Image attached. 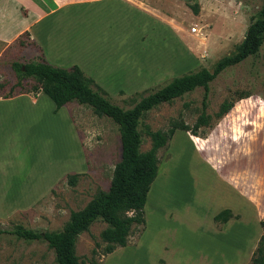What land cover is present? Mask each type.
<instances>
[{"label": "rangeland", "instance_id": "1", "mask_svg": "<svg viewBox=\"0 0 264 264\" xmlns=\"http://www.w3.org/2000/svg\"><path fill=\"white\" fill-rule=\"evenodd\" d=\"M126 1L138 13L125 4L110 1L26 0V8L24 4H14L13 8L8 3L2 5L0 82L7 83L0 93H7L15 81L11 61L35 60L42 53L53 65L76 64L112 103L128 108L140 95L171 77L201 66L211 70L219 58L233 53L248 24L259 17L262 3ZM193 5L196 13L191 9ZM55 7L58 9L48 12ZM29 9L48 12L37 21L33 14L27 18L40 46L31 40L26 26L20 27ZM101 63L109 65L112 72L101 69ZM19 90L14 88L15 92ZM37 92H28L35 97V103L29 95L0 102V182H12V191L19 188L30 193L41 192L56 182V177L65 174L64 169L78 173V177L74 185H68L65 174L28 209L0 218V227L5 229L14 224L36 230L60 229L70 211L84 206L98 189H107L113 166L120 157L117 127L108 117L97 116L76 102L55 110L45 94L34 96ZM201 97L202 88L196 87L146 111L138 126L142 139L139 149L144 151L150 146L146 125L151 130H165L172 120H177L191 127L200 112ZM207 97L205 112L210 116L224 99L231 101L232 106L211 120L210 126L200 127L196 136L176 129L166 146L158 149V170L143 205V229H133L128 236L127 245H134L141 237L139 255L116 264H156L163 260V250L171 251L173 261L187 259L211 243L212 228L221 229V224L216 226L212 217L211 221L207 217V210L223 206L229 199L238 205L243 222L238 227V237L231 240L230 245L235 246L233 250L229 248L227 258L239 260L249 248L257 233L251 208L216 179L214 171L194 151L195 145L221 174L256 196L259 236H264V40L255 56L216 75L209 82ZM14 197L15 194L9 196ZM221 209L224 207L217 212ZM175 210L177 216L173 214ZM104 226L97 220L77 236L75 253L82 264H90L91 258L102 264L107 254H99L101 247L94 243L102 246L98 233ZM93 248L95 255L91 254ZM249 259L243 264H251ZM0 264L55 263L53 252L44 241L3 233Z\"/></svg>", "mask_w": 264, "mask_h": 264}, {"label": "trees", "instance_id": "2", "mask_svg": "<svg viewBox=\"0 0 264 264\" xmlns=\"http://www.w3.org/2000/svg\"><path fill=\"white\" fill-rule=\"evenodd\" d=\"M191 9L194 13L197 12L195 5ZM263 40L264 0L260 6L259 17L248 24L242 41L233 53L219 58L211 70L201 66L171 77L163 85L140 95L128 108L112 103L106 92L76 64L69 67L53 65L42 56L26 62L11 61L10 68L15 81L10 84L7 93H0L1 97L41 91L53 102L55 110L69 102L89 107L95 115L106 116L116 125L120 157L113 166L107 189H98L84 206L70 211L68 219L60 229L36 230L14 224L10 229L0 227V234L8 233L24 240L44 241L53 252L55 264H82L75 253L77 236L87 231L97 220L105 223L98 233L102 246L99 242L94 243L95 247H101L99 254L106 255L117 247L127 245L131 231L136 229L140 232L144 226L143 205L158 170V149L166 146L176 129L196 136L200 127L210 126L211 120L218 119L231 108L232 102L224 99L212 116L206 114L209 82L224 69L240 63L248 56H255ZM6 83L0 82V89ZM15 87L21 90L15 92ZM196 87L202 88V97L200 112L193 125L189 127L177 120H172L165 130H151L146 125L144 131L149 137L150 146L141 151L139 147L142 139L138 126L146 111L161 103H169ZM77 177L78 173H67L64 181L68 185H74ZM231 217L237 218L238 215L224 208L212 215V221L218 226ZM260 224L263 225L262 222ZM263 237V234L259 236L251 253V264H264ZM91 254H97L94 248ZM89 263L101 264L92 258ZM157 264L165 263L159 259Z\"/></svg>", "mask_w": 264, "mask_h": 264}, {"label": "crops", "instance_id": "3", "mask_svg": "<svg viewBox=\"0 0 264 264\" xmlns=\"http://www.w3.org/2000/svg\"><path fill=\"white\" fill-rule=\"evenodd\" d=\"M107 1L125 4L126 6L131 7V9L135 10L136 13H138V10L136 8H133L132 5H130L128 3V1H126V0L125 1L124 0H91V2H93V3L94 2H107ZM5 3H8L10 5V7L12 6V8L15 7L14 4H17V5L24 4L25 5L24 8L27 7L26 5H29L28 4L29 2L26 4V0H0V7L2 5H4ZM60 5H61L60 3L59 4L57 3V6H60ZM56 9H58V8L55 7L54 9H50L48 12H51V11L53 12ZM48 12L38 11L35 9H33V10L29 9L26 16H23V17H25V20H24L23 24L20 26V27H23L22 29H25L27 27V30L29 31L31 40H33V42L39 46H40V44L37 42V40L35 39V36L33 35L32 31L30 29L32 22L27 21V18H28L29 14H33V18H34L33 20L37 21V20L43 18ZM3 14H4L3 12H0V16H2ZM41 56L44 59H46V56L44 54L41 53ZM100 68L101 69H107L108 71H110L109 65L104 66V63L100 64ZM110 72H112V70ZM40 93H43V92L38 91L36 93V95H34V96H37ZM18 95H29V96H31V102L32 103L36 102L35 97H33V95L29 94V93H15L12 96L6 97V98H3L0 96V102L5 101V100H10L11 98L18 96ZM199 150L200 149L197 148V146L195 145L194 151L198 152L199 157L201 158V161L206 166H208L212 171H214L216 179L225 188L228 189V191L230 192V194L232 196H235L237 200L240 199L241 201L245 202V204H247L248 207L251 208V210H252L251 219H252V221H255V223L257 225V233L255 234V236H253L252 241L249 245V248L247 249L245 254L239 260H236V259L230 260L227 258L229 255L228 254L229 248L231 250H233V248L235 246V245L234 246L230 245V243L232 242L231 240L238 237V227L241 228V225H242L241 223L243 222L241 219V217L243 215H241L242 212L240 209H238V205L236 204L234 199H229L227 201V203L224 204L223 206L221 205V206H218L214 209H213V207H210L209 210H207V217L210 218V221H211L212 215L215 212H217V209H219L220 207L228 208L231 210L232 213L237 214L239 216L237 218L231 217V218L227 219L223 224H221L220 230H216V228H212L213 229V235H211V237L209 238L211 240V243H207L208 246H205V248L202 246V248L198 249L199 251H196L195 254H190L189 256H187V259L185 258V260L183 258H181V260H179V261H177V260L173 261L172 259H170L171 251H168V250L162 251V255H161L162 257L161 258H163V261H165L164 262L165 264H243L250 258L251 253L256 246V243L259 239V234H260V226H259L260 208L257 206V204L255 202L254 198H256V196L254 197L252 192L249 193L248 191L245 192L244 190H241V188L238 185H236L234 180L231 181L230 179L226 178L223 174H221L217 169V165L210 162L208 160L209 157H202L199 153ZM64 171H65V174H67V172L69 170L64 169ZM64 175H62V177ZM62 177H59V178L56 177L55 178L56 182L59 179H61ZM56 182H54L53 184L51 183L49 186H47L41 192H30L31 194L27 193L28 191L25 192L26 190H22V189L19 190V188L16 189L15 191H12V189H13L12 182H8V185H5V184L3 185L2 182H0V218L7 216L10 213H13L14 211L28 209L36 200H38L41 196L46 194L47 191ZM26 185L27 184L22 186V188L26 187ZM12 194L16 195V197H14V199L9 198V196ZM17 197H20V198H17ZM172 213H173V211H172ZM177 213L178 212L175 210L173 214L175 216H177ZM210 223L212 224V222H208V225H210ZM144 229H145V227H144ZM240 237L242 238V234L240 235ZM139 239L137 240V242L134 245H125L122 247H117L116 249H114L113 251L108 253L105 256V258L103 259L102 264H116L117 261H119V263H120L121 261H123L127 258H134L133 257L134 255L138 256L139 255V253H138L139 252L138 251ZM214 242H219V245L217 243H214ZM163 248H166V246ZM182 249H183V247H182ZM185 249H183V250H185ZM176 250H178V249H176ZM123 264H126V263H123ZM156 264H157V262H156Z\"/></svg>", "mask_w": 264, "mask_h": 264}]
</instances>
